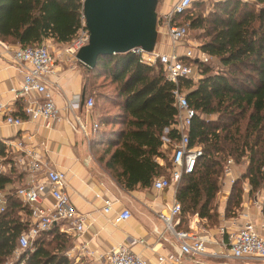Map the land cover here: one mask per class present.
<instances>
[{
  "label": "trees",
  "instance_id": "1",
  "mask_svg": "<svg viewBox=\"0 0 264 264\" xmlns=\"http://www.w3.org/2000/svg\"><path fill=\"white\" fill-rule=\"evenodd\" d=\"M81 2L0 0V41L21 48L47 40L66 46L81 27ZM204 2H193L172 18L175 25L201 32L198 49L216 65L211 68V60L198 64L200 77L195 82L179 81L194 112L189 146L202 151L193 172L182 175L174 189L181 209L178 228L184 229L190 213L210 227L216 222L212 202L222 182L221 164L229 157L235 162L247 160L241 179L250 187L248 195L264 190V0L211 1L205 14ZM84 73L89 77L84 88L95 120L90 146L99 149L103 170L128 192L148 190L154 179L167 178L170 164L163 156L161 137L174 142L178 136L173 128V85L164 79L159 64L147 66L127 52L98 58L94 68ZM105 85L111 86L110 93L103 91ZM19 110L16 105L18 115ZM3 153L0 143V157ZM17 178L0 175V190L5 191ZM240 202L241 189L234 181L225 212L234 213ZM26 216V207L13 194L8 195L0 214V264L16 250L17 239L26 229ZM47 237L55 243L54 249L47 248ZM65 240L69 237L54 226L11 264H74L65 256L70 246H65Z\"/></svg>",
  "mask_w": 264,
  "mask_h": 264
},
{
  "label": "built area",
  "instance_id": "2",
  "mask_svg": "<svg viewBox=\"0 0 264 264\" xmlns=\"http://www.w3.org/2000/svg\"><path fill=\"white\" fill-rule=\"evenodd\" d=\"M205 0H177L171 9L157 19L164 30L169 51L158 53L153 49L151 53H144L140 49H132L130 52L139 57V62L150 66L157 62L160 66L164 79L173 85V106L176 110L173 128L178 136L177 140L171 142L161 137L162 147H170L169 174L168 177L154 179L151 189L155 192L172 186L175 189L182 175L193 172L197 160L202 156L198 146H189L188 129L190 121L194 116L192 109L188 107L184 92L179 88L181 80H197L199 76L198 64H207L211 58L201 52L198 46H186L187 25H175L172 18L182 14L193 2ZM247 1V0H242ZM83 19V18H82ZM88 39L87 31L82 20L81 27L73 40L66 45L62 53L74 58L75 53L84 45ZM183 47L181 53L179 48ZM0 49L9 55L13 64L20 74L17 87H11L8 93L11 95L13 104L19 107V112L24 119L13 115L12 108L0 103V124L8 127H19L23 121L41 122L44 129H49L53 123L60 120L59 112L52 102V92L48 87L49 78L53 75L55 55L46 43L41 42L34 47L11 48L8 44L0 41ZM79 97H74L66 102L68 111L79 109ZM92 101L86 99L85 107L90 109ZM74 127L81 131L84 137L88 136L85 126L73 118ZM166 133V130L163 131ZM31 136L16 140L3 139L0 143L4 147L3 156L0 157V175H8L11 171L22 172L28 175L25 184L13 188L12 193L0 190V214L4 212L6 198L13 194L19 202L26 207L25 218L26 229L17 239V248L12 256L18 257L19 253L31 246L33 241L42 233L58 226L60 232L67 236L79 237L84 234V216L79 214L70 203L65 192V177L62 172L48 167L43 160L41 151L44 143L34 145ZM159 165H161L159 163ZM232 160L226 159L222 169L223 183L228 188L234 183L232 175ZM40 176V177H37ZM37 178L39 180H37ZM250 187L245 181L242 183L241 191L246 196ZM9 193V194H8ZM48 200V203L44 202ZM258 208V202L254 201ZM112 202L103 200L102 213L110 212ZM180 205L173 198L170 206L162 212L155 214L161 223V228L153 229L152 235L156 242L168 243L173 249L170 254H156L152 261L147 260L132 251L135 245L144 246L142 239H128L115 247L109 248L103 254L94 256L90 264H185L192 257L210 256L213 258L234 259L242 261L264 262V234L259 231L264 229V219L257 226L248 211L241 210L237 216V223L231 222L219 228H215V236H204L196 233L198 225L197 215L193 214L184 228L180 225ZM128 210L122 208L112 218L114 225L126 222L130 218ZM203 229V228H201ZM205 232L204 230H201ZM170 239V240H167ZM211 244L219 248L220 252H212L207 255L206 245ZM72 251L65 256L71 257ZM199 264V262L194 261Z\"/></svg>",
  "mask_w": 264,
  "mask_h": 264
},
{
  "label": "crops",
  "instance_id": "3",
  "mask_svg": "<svg viewBox=\"0 0 264 264\" xmlns=\"http://www.w3.org/2000/svg\"><path fill=\"white\" fill-rule=\"evenodd\" d=\"M176 1L157 0V19H161ZM156 31L155 51L157 50L158 53L168 52L170 49L163 35L164 30L159 24L156 25ZM8 45L11 48L18 47L15 44ZM196 46H198L197 43ZM55 47L57 50L53 52L55 55L54 72L49 78L48 87L52 92V102L59 112L60 120L53 123L49 129H44L41 122L23 121L17 128L0 124V141L22 138L27 144L29 142L26 141V138L31 136L30 140L34 145L43 142L44 149L41 151L43 160L48 167L64 174L65 192L68 199L75 210L85 217L84 234L74 237V244L68 251V253L72 251V258L81 257L91 262L94 256L103 254L109 248L123 244L132 238L143 240L144 246L135 245L132 247V251L147 260L152 261L156 254H170L173 249L168 243L156 242L152 230L161 228V223L155 214L165 211L170 206L174 198V189L170 186L161 192H155L151 188L128 192L115 183L110 175L103 170L97 157L99 149H92L90 146L91 125L95 120L91 110L85 107V101L89 98L86 96L83 83L82 71L84 68L74 58L62 53L65 46L56 45ZM182 50L183 47H180L179 52L181 53ZM19 81L20 74L17 67L13 64L11 57L0 49V103L10 106L14 115L24 119L21 113L18 115L16 106L8 93L9 88L17 87ZM76 96L80 99L79 109L68 111L66 102H70ZM74 117H77L85 126L88 131L87 137H84L81 131L74 127ZM159 163L162 162L158 160ZM8 175L18 178L11 182L5 191L25 184L28 177L27 174L16 171ZM37 180L39 179L37 178ZM221 183L220 187L223 193L227 194L226 192L230 188L226 187L227 185L223 181ZM105 199L112 202L110 212L107 214L102 213L103 200ZM44 203L47 204L48 200ZM122 208L128 210L131 217L124 223L114 225L112 218ZM249 215L257 226L261 224L262 218L255 216L252 209ZM223 222L226 223V220ZM201 228L199 225L196 227V233L200 236H215V229ZM259 232L264 234V229ZM167 240L170 239L167 238ZM205 249L207 255L212 252H220L219 248L211 244H207ZM74 252L78 254L73 255ZM194 261L199 264H264L262 261L246 262L210 256L192 257L185 264H195Z\"/></svg>",
  "mask_w": 264,
  "mask_h": 264
},
{
  "label": "water",
  "instance_id": "4",
  "mask_svg": "<svg viewBox=\"0 0 264 264\" xmlns=\"http://www.w3.org/2000/svg\"><path fill=\"white\" fill-rule=\"evenodd\" d=\"M156 5L157 0H82L88 39L74 59L85 70H91L101 57L132 49L151 53L157 36Z\"/></svg>",
  "mask_w": 264,
  "mask_h": 264
},
{
  "label": "rangeland",
  "instance_id": "5",
  "mask_svg": "<svg viewBox=\"0 0 264 264\" xmlns=\"http://www.w3.org/2000/svg\"><path fill=\"white\" fill-rule=\"evenodd\" d=\"M212 0H206L204 3V8H203V13L205 14V12H207L209 10V2H211ZM247 1H253V0H247ZM157 9H155V12H156ZM157 16V14H156ZM183 22V21H181ZM199 34H201V32H198L196 30H190L188 29V32H187V37L185 39V44L186 46H190V47H195L196 46V43L198 44L199 41L197 39V37L199 36ZM46 43H48V45L50 46V48L52 49V51L54 52L55 50H57V47H55L56 45L50 41V40H47ZM167 43V41H166ZM155 50V49H154ZM157 51V50H156ZM211 68H214L216 65H215V61L211 60V62H209L208 64ZM85 69H83V83H85V81L87 82V79H89V77L87 78V75L84 73ZM192 82H195V80H192ZM103 83H106L105 81H103ZM112 90L111 86L109 85H105L104 88H103V91L107 92V93H110ZM86 123V122H85ZM242 125H243V122H242ZM170 147L167 145L166 146V149H163L162 148V151H163V156L166 160L169 159V155L171 153L170 151ZM230 158V157H229ZM232 160V175H233V178L235 181L238 182L239 184V187L241 189V186H242V183H245L246 180H243L241 179V176L243 175V173L245 172V168H246V165H247V160L246 159H240L238 161L235 162V160H233L232 158H230ZM224 162H222L221 164V167L223 169V165H224ZM163 165V164H162ZM221 179H220V182L223 180V176H222V172H221V175H220ZM222 184V183H221ZM228 185V184H227ZM227 187V186H226ZM227 194H225V192L223 193V190L221 187H219L218 189V192L215 196V199L214 201L212 202V207H213V212L217 215V220L216 222L211 225H208V223H206L205 221H201L198 219V225L204 229H215V228H219L223 225H227V223L229 224L230 221L231 222H236L237 221V216L238 214L240 213L241 210H244L245 211H248V213L251 212V209L255 212V216H259L260 219L264 218V216L261 215V209L263 207V204H264V190H259L257 191L256 193H254L253 195H245L242 193L241 191V202H240V205L235 208V212L232 213L231 212V209H230V212L232 213H226L225 212V209H226V200H227V197H228V194H229V191L226 192ZM254 201L258 202V208L255 207V205L253 204ZM226 215V217H224V215ZM192 217H193V214H188L186 217H185V220L187 221L186 224L188 223L189 220H192ZM223 220H226V223L223 222ZM237 223V222H236ZM69 237V240H65V246H69L68 249H66V251L64 252L65 255L66 253L69 251L71 245L74 244V237H71V236H68ZM45 243H47V248L48 249H54L55 247V243L51 241V237H47L44 239ZM77 252H74L73 255H76ZM78 254V253H77ZM67 257V256H66ZM17 259V257H14L12 256L10 259H8L6 261L5 264H11V263H14V261ZM69 259V261H73L74 264H79V261L82 260L84 262V264H90L91 262H89L87 259L85 258H81V257H78V258H67Z\"/></svg>",
  "mask_w": 264,
  "mask_h": 264
}]
</instances>
